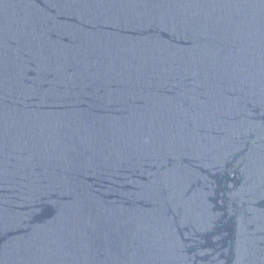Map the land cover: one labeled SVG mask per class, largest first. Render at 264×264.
<instances>
[{
    "label": "water",
    "instance_id": "1",
    "mask_svg": "<svg viewBox=\"0 0 264 264\" xmlns=\"http://www.w3.org/2000/svg\"><path fill=\"white\" fill-rule=\"evenodd\" d=\"M0 264H264V0H0Z\"/></svg>",
    "mask_w": 264,
    "mask_h": 264
}]
</instances>
